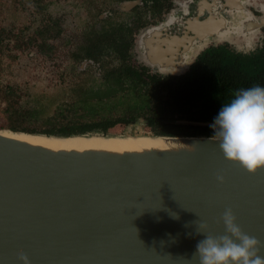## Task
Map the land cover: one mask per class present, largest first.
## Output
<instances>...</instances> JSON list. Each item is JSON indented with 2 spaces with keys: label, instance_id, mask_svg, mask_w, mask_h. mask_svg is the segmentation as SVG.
Masks as SVG:
<instances>
[{
  "label": "water",
  "instance_id": "obj_1",
  "mask_svg": "<svg viewBox=\"0 0 264 264\" xmlns=\"http://www.w3.org/2000/svg\"><path fill=\"white\" fill-rule=\"evenodd\" d=\"M153 48L149 64L173 65ZM214 135L150 134L164 145L113 150L52 148L0 130V264H23L20 253L29 264H199L197 226L224 234L226 208L264 245V168L249 173L225 159Z\"/></svg>",
  "mask_w": 264,
  "mask_h": 264
},
{
  "label": "trees",
  "instance_id": "obj_2",
  "mask_svg": "<svg viewBox=\"0 0 264 264\" xmlns=\"http://www.w3.org/2000/svg\"><path fill=\"white\" fill-rule=\"evenodd\" d=\"M142 1L146 9L160 13L167 0ZM88 3L97 9L92 15L100 14L99 7ZM102 22L108 25L86 31L77 56L92 59L104 68L108 58L117 60L114 67L105 69V90L98 89L82 98L83 103L76 101L56 107L43 128L11 125L12 130L54 135L108 134L117 124H134L142 118L152 134L213 135L215 132L210 126L171 120L214 122L221 107L235 98L239 90L264 87V50L242 54L223 45L210 47L197 56L188 71L163 76L132 62V26L126 22L112 26L108 17ZM26 114L34 115L36 111H26Z\"/></svg>",
  "mask_w": 264,
  "mask_h": 264
},
{
  "label": "rangeland",
  "instance_id": "obj_3",
  "mask_svg": "<svg viewBox=\"0 0 264 264\" xmlns=\"http://www.w3.org/2000/svg\"><path fill=\"white\" fill-rule=\"evenodd\" d=\"M40 1L44 2L41 13L52 16L63 14V31L55 37L49 36L50 39L45 38L46 41L34 32L41 25L36 14L40 13L36 8L37 1H29L21 7L17 0H0V30L4 37L0 43V129L12 130L11 125L43 128L56 107H65L76 101L77 104L83 103L82 98L93 95L98 89L105 90V69L114 67L117 60L108 58L104 68L78 57L86 31L107 26L108 23L102 22L103 19L108 17L112 26L119 22L132 26L135 44L140 33L148 27L145 25L160 17L142 4L135 8L120 9L116 0ZM89 1L101 9L100 16L96 12L91 14L97 9L92 8ZM240 16L241 13L236 15L231 24L236 23ZM30 34L35 38L31 37L27 41ZM233 38L235 36L229 40ZM140 51L132 47L133 63H144ZM31 110L36 111V114L27 115L26 111ZM108 134L150 135L152 132L140 118L134 124H117L109 129Z\"/></svg>",
  "mask_w": 264,
  "mask_h": 264
},
{
  "label": "flooded vegetation",
  "instance_id": "obj_4",
  "mask_svg": "<svg viewBox=\"0 0 264 264\" xmlns=\"http://www.w3.org/2000/svg\"><path fill=\"white\" fill-rule=\"evenodd\" d=\"M17 1V4L20 3L21 7L29 1L33 3L37 1L36 8L38 12L41 11L44 5V2L40 0ZM124 1L129 0L117 1L119 2L120 9H122L121 4ZM139 1V3L130 8H135L140 4L143 5V1ZM262 12L264 13V0H167L166 6L164 5L160 13H157L160 17L152 19L147 23L145 26L148 27L140 33L139 38L146 30L159 27V32L154 33L153 38L147 33L146 37H142L141 43L137 41L138 45L136 40L134 44L133 39L131 49L132 47L135 50L137 48L140 49L143 61L146 63L135 62L134 64L144 66L149 72L158 73L163 76L168 74L179 75L188 71L197 56L210 47L223 45L236 53L242 54H253L263 51L264 14ZM240 13L241 16L237 19V22L231 24V20ZM36 14L38 15V22L41 25L36 27L34 32L39 33L45 41V38L50 39L49 36L55 37L58 32L60 34L63 31L61 28L63 14L59 13L55 16L41 12ZM204 23H209L216 33H206L209 26H205L204 29ZM2 34L0 30V43L4 38ZM232 36H235V38L229 40ZM31 37L35 38L33 34H30L26 40L29 41ZM151 38L153 40L150 43ZM143 40L147 42L143 44ZM18 41L21 42V40ZM20 42L17 44H20ZM148 46H153L157 51H162L163 55L160 52L155 53L158 57H162V59L165 57L166 63L170 54L169 50L174 51L171 57L173 65L169 63L170 65H167L168 69L158 71V66L148 63L145 55V50H147ZM131 49L130 54H132ZM85 62L95 63L92 59H85Z\"/></svg>",
  "mask_w": 264,
  "mask_h": 264
},
{
  "label": "clouds",
  "instance_id": "obj_5",
  "mask_svg": "<svg viewBox=\"0 0 264 264\" xmlns=\"http://www.w3.org/2000/svg\"><path fill=\"white\" fill-rule=\"evenodd\" d=\"M210 127L214 129L225 159L238 162L249 173L264 168V87L257 85L239 90L235 98L221 107ZM223 179L217 176L218 181L223 182ZM219 221L225 228L222 235L209 233L206 222L197 226V232L205 237L197 243L193 253L199 264H264V255L260 254L264 245L242 231L231 208L224 210ZM18 259L29 264L23 253Z\"/></svg>",
  "mask_w": 264,
  "mask_h": 264
},
{
  "label": "bare ground",
  "instance_id": "obj_6",
  "mask_svg": "<svg viewBox=\"0 0 264 264\" xmlns=\"http://www.w3.org/2000/svg\"><path fill=\"white\" fill-rule=\"evenodd\" d=\"M159 32V27L148 30V33ZM151 35V34H150ZM153 38V37H152ZM150 39V43L153 39ZM149 45V41H148ZM149 47V46H148ZM153 52H160L163 55L162 51H157L156 48H153ZM169 56L167 63H171V57L174 54V51L169 50ZM158 54V53H157ZM165 59V57H164ZM168 69L167 65L160 66V70L164 71ZM180 70V69H179ZM1 132L5 135L12 137L20 138L27 140L32 143L43 144L52 148H90V147H101L108 148L113 150H123V149H138L141 147L148 146H163L164 142L162 138H153L150 135H120L115 134L111 136H102L101 134H90L87 136H71V137H56V136H47L43 134H37L32 132L17 131L10 129H0Z\"/></svg>",
  "mask_w": 264,
  "mask_h": 264
}]
</instances>
